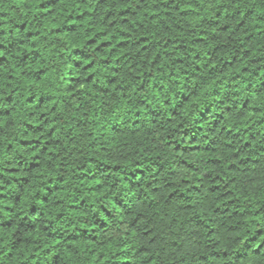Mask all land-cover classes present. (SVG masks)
Returning <instances> with one entry per match:
<instances>
[{
	"label": "trees",
	"instance_id": "1",
	"mask_svg": "<svg viewBox=\"0 0 264 264\" xmlns=\"http://www.w3.org/2000/svg\"><path fill=\"white\" fill-rule=\"evenodd\" d=\"M0 264H264V0H0Z\"/></svg>",
	"mask_w": 264,
	"mask_h": 264
}]
</instances>
